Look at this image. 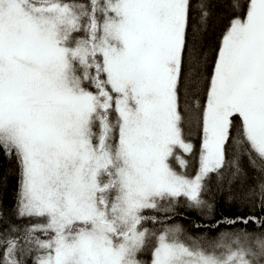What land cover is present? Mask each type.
I'll list each match as a JSON object with an SVG mask.
<instances>
[{
    "label": "snow or ice",
    "instance_id": "6c2138e0",
    "mask_svg": "<svg viewBox=\"0 0 264 264\" xmlns=\"http://www.w3.org/2000/svg\"><path fill=\"white\" fill-rule=\"evenodd\" d=\"M0 264H264V0H0Z\"/></svg>",
    "mask_w": 264,
    "mask_h": 264
},
{
    "label": "trees",
    "instance_id": "16d2710c",
    "mask_svg": "<svg viewBox=\"0 0 264 264\" xmlns=\"http://www.w3.org/2000/svg\"><path fill=\"white\" fill-rule=\"evenodd\" d=\"M191 142L194 145V151H198L200 140L199 137L193 136ZM187 160H189V163H192V170L189 174H192L194 172L193 170L196 168V158L195 157H189V156H184ZM12 167L14 168L15 165L13 164ZM16 189V177L13 175L9 178L8 186L5 189V199L7 204L12 203V198L14 195ZM181 212H184V209H180ZM188 219H182L181 217H177V220L180 221L181 223L184 224L185 227H188L189 230L190 228V221L196 219V214L195 213H185Z\"/></svg>",
    "mask_w": 264,
    "mask_h": 264
},
{
    "label": "rangeland",
    "instance_id": "374dc122",
    "mask_svg": "<svg viewBox=\"0 0 264 264\" xmlns=\"http://www.w3.org/2000/svg\"><path fill=\"white\" fill-rule=\"evenodd\" d=\"M178 151H179V150H178ZM184 158H185V157H184ZM185 159H186V158H185ZM175 166L177 167V170L180 171L178 164L175 165ZM195 169H196V168H195ZM195 169L193 170L194 172H195ZM191 170H192V163H189V167H188V169H187L188 173H190ZM194 172H192V174H194Z\"/></svg>",
    "mask_w": 264,
    "mask_h": 264
}]
</instances>
